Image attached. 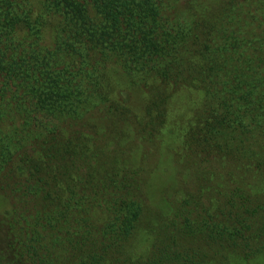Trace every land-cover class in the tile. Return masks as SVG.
<instances>
[{
    "label": "trees",
    "instance_id": "1",
    "mask_svg": "<svg viewBox=\"0 0 264 264\" xmlns=\"http://www.w3.org/2000/svg\"><path fill=\"white\" fill-rule=\"evenodd\" d=\"M0 264H264V0H0Z\"/></svg>",
    "mask_w": 264,
    "mask_h": 264
}]
</instances>
